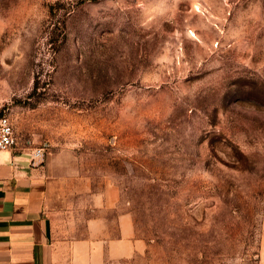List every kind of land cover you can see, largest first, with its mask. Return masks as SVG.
Here are the masks:
<instances>
[{
	"label": "rangeland",
	"instance_id": "374dc122",
	"mask_svg": "<svg viewBox=\"0 0 264 264\" xmlns=\"http://www.w3.org/2000/svg\"><path fill=\"white\" fill-rule=\"evenodd\" d=\"M1 114L68 200L129 212L122 264L258 263L264 0H0Z\"/></svg>",
	"mask_w": 264,
	"mask_h": 264
},
{
	"label": "crops",
	"instance_id": "0c3cea01",
	"mask_svg": "<svg viewBox=\"0 0 264 264\" xmlns=\"http://www.w3.org/2000/svg\"><path fill=\"white\" fill-rule=\"evenodd\" d=\"M66 182L0 150V264H122L143 254L129 212L112 198L66 197ZM264 264V232L258 263Z\"/></svg>",
	"mask_w": 264,
	"mask_h": 264
},
{
	"label": "built area",
	"instance_id": "2783aa9c",
	"mask_svg": "<svg viewBox=\"0 0 264 264\" xmlns=\"http://www.w3.org/2000/svg\"><path fill=\"white\" fill-rule=\"evenodd\" d=\"M15 144L13 127L8 116L0 115V150L11 148ZM37 154V153H36Z\"/></svg>",
	"mask_w": 264,
	"mask_h": 264
}]
</instances>
